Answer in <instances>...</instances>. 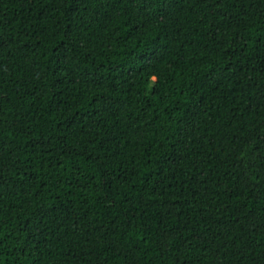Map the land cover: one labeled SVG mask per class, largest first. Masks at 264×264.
I'll use <instances>...</instances> for the list:
<instances>
[{"label":"trees","instance_id":"1","mask_svg":"<svg viewBox=\"0 0 264 264\" xmlns=\"http://www.w3.org/2000/svg\"><path fill=\"white\" fill-rule=\"evenodd\" d=\"M0 264H264V0H0Z\"/></svg>","mask_w":264,"mask_h":264}]
</instances>
